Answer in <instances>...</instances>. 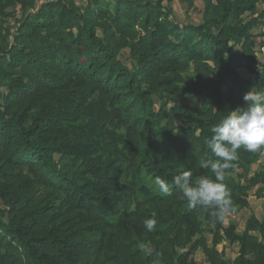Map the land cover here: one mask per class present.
Wrapping results in <instances>:
<instances>
[{"label": "trees", "instance_id": "1", "mask_svg": "<svg viewBox=\"0 0 264 264\" xmlns=\"http://www.w3.org/2000/svg\"><path fill=\"white\" fill-rule=\"evenodd\" d=\"M172 1L0 0V264H264V215L238 231L154 183L215 178L212 126L264 90V0H200L198 22ZM238 155L234 212L264 186V148Z\"/></svg>", "mask_w": 264, "mask_h": 264}, {"label": "clouds", "instance_id": "2", "mask_svg": "<svg viewBox=\"0 0 264 264\" xmlns=\"http://www.w3.org/2000/svg\"><path fill=\"white\" fill-rule=\"evenodd\" d=\"M243 100L246 107L228 111L212 126L211 136L207 139V148L216 159H203L200 166L210 169L215 178L202 175L193 180L190 170L176 174L171 183L157 176L154 183L161 194L170 196L175 189L186 200L189 209H211L220 221L235 211L230 191L224 183L226 170L238 160L239 150L255 153L264 148V90L252 89L244 94ZM156 223L154 217L148 218L144 226L152 231Z\"/></svg>", "mask_w": 264, "mask_h": 264}, {"label": "rangeland", "instance_id": "3", "mask_svg": "<svg viewBox=\"0 0 264 264\" xmlns=\"http://www.w3.org/2000/svg\"><path fill=\"white\" fill-rule=\"evenodd\" d=\"M195 4H194V7L193 8H190L188 9V7L186 6V4L184 3H181L179 2L178 0H174L171 2V6H172V9H173V15H174V18L179 21V22H183V21H193V22H198L200 20V17H201V6H202V3L200 2V0H194ZM166 4V2H165ZM20 11L17 9V15L16 17L19 15ZM10 24H14L13 21H14V18L11 17L7 20ZM262 57L260 56V59ZM126 64H130V61L128 60V58L124 61ZM226 90V87L225 89ZM200 98L197 100V102H200ZM264 163V159H262V161L260 162V164ZM263 202V201H262ZM252 205H253V209L256 210L257 212V215L259 218H261L263 215V210L261 211V201L260 202H257L255 200L252 199ZM247 216V212L246 211H241L239 212L238 214L232 216L231 214H227L226 215V219H225V223H230L229 219L231 218H234L236 220V224H237V229L238 230H241L242 227H243V223H244V220ZM229 220V221H228ZM207 239H208V243L210 244V234L207 232L205 233ZM218 249H222L225 251L226 253V256L228 257H233L234 253H235V248L233 247V245H228L227 243H223L222 244H219L218 245ZM230 249V250H229ZM195 259H196V262L197 264H207L206 263V259H205V256L204 254L199 251L198 253H196L195 255Z\"/></svg>", "mask_w": 264, "mask_h": 264}, {"label": "crops", "instance_id": "4", "mask_svg": "<svg viewBox=\"0 0 264 264\" xmlns=\"http://www.w3.org/2000/svg\"><path fill=\"white\" fill-rule=\"evenodd\" d=\"M200 2H201V1H200ZM201 3H202V2H201ZM202 8H203V6H201V8H200L201 11H202ZM200 14H201V12H200ZM200 18H201V17H200ZM262 29H263L262 25H258L257 27H255V28L252 30V32L257 34V33H259L260 31H262ZM241 75L244 76V77H246L248 74H247V72L243 71V72L241 73ZM225 87H226V85H223V86H222V93H223V95H225V93H226V90H224ZM226 89H227V87H226ZM261 161H262V159H261L260 161H258V162H256V163H253V164L251 165L250 170H249V174H248L249 177L254 176L255 173H256V170H257L261 165L264 164V163L260 164ZM258 190H261V197H257V196H256V192H257ZM252 199L255 200V201H257V202H260V201H261V203H262V205H261V211L263 210V214H262V215H264V186H263L262 184L259 183V184H257L256 186L252 187V188L248 191V197H247V200H248V203H249L248 207H244V208L238 210L237 212H230V213H228V214H231L232 216H234V215L238 214V213L241 212V211H246V212H247V216H246V218H245V220H244L243 227H242L241 230L244 229L245 221H246V219L249 217L250 214H254V215H256V216L258 217L256 210L253 209ZM262 201H263V202H262ZM226 215H227V214H226ZM226 215H225V217H226ZM258 218H259V217H258ZM225 219H226V218H224V223H223V224H224V226H227L229 223H228V222L225 223V222H226ZM229 220H230V221H229ZM229 220H228L229 222H231V221L236 222V220H235L234 218H231V219H229ZM241 230H238V231H241ZM210 239H211V235H210ZM224 242L227 243L228 245H233V247L235 248V250H234L235 253H234L233 257H228V256H226V253H225V256L228 257V258H234L235 255L237 254V251H238L239 245H238L237 243L229 244V243L226 242V241H223V243H224ZM210 244H211V241H210ZM221 244H222V243H221ZM217 248H218V246H217ZM219 250H221V249H219ZM229 250H230V249H229ZM224 252H225V251H224Z\"/></svg>", "mask_w": 264, "mask_h": 264}, {"label": "built area", "instance_id": "5", "mask_svg": "<svg viewBox=\"0 0 264 264\" xmlns=\"http://www.w3.org/2000/svg\"><path fill=\"white\" fill-rule=\"evenodd\" d=\"M264 40V36L261 38ZM257 51L259 53H261L263 56H264V43L263 44H260L258 47H257Z\"/></svg>", "mask_w": 264, "mask_h": 264}]
</instances>
